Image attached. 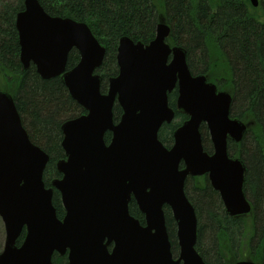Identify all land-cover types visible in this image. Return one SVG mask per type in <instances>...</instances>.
Segmentation results:
<instances>
[{"label":"water","instance_id":"obj_1","mask_svg":"<svg viewBox=\"0 0 264 264\" xmlns=\"http://www.w3.org/2000/svg\"><path fill=\"white\" fill-rule=\"evenodd\" d=\"M15 22L23 67L33 64L44 79L61 77L86 114L62 124V177L47 187L49 154L29 138L10 93L0 92V216L6 233L0 264H57L55 253L67 255V264H208L196 248L198 217L185 190L187 177L207 174L230 216L251 212L243 188L246 165L228 154V139L240 142L247 131L230 116L233 97L205 74L191 73L187 50L167 41L166 22L157 25L149 44L120 38L119 71L106 93L96 73L106 49L86 22L52 16L39 0H25ZM74 48L81 58L68 69ZM174 90L176 109L188 119L168 148L159 131L175 118L169 97ZM116 104L123 111L118 122ZM204 124L212 153L204 149ZM55 189L65 208L62 218L53 205ZM132 200L145 215L144 225L130 214ZM165 207L177 225L176 258Z\"/></svg>","mask_w":264,"mask_h":264},{"label":"trees","instance_id":"obj_2","mask_svg":"<svg viewBox=\"0 0 264 264\" xmlns=\"http://www.w3.org/2000/svg\"><path fill=\"white\" fill-rule=\"evenodd\" d=\"M259 1L254 7L250 0H39L52 16L86 22L105 47L106 56L98 69L103 92L108 91L109 79L119 71L120 38L127 36L148 44L161 22L171 27L168 42L187 50L193 74L204 73L212 82L218 71L226 74L224 80L231 85L234 98L232 116L249 124L240 143L229 141V154L241 158L247 167L243 188L252 202V212L230 216L208 177L188 178L185 190L198 215L196 248L208 264H233L245 258L264 264V0ZM24 7L25 0H0V91L13 96L29 138L49 154L44 171L49 187L61 177L57 163L66 157L62 124L86 111L73 100L61 77L44 79L33 64L23 67L15 21ZM69 55L67 67L72 69L80 55L76 49ZM175 96L176 92L170 96L174 109ZM113 111L118 122L123 111L118 104ZM187 118L176 109L173 122L161 128L160 139L166 146L172 145L174 131ZM201 131L205 149L210 152L209 131L205 125ZM111 138V133H106L107 143ZM53 196V205L62 218L65 208L58 190ZM130 204V213L144 223L145 216L135 201ZM165 214L175 254L179 252L177 225L168 207ZM25 234L23 230L18 244ZM204 239L208 248L202 245ZM53 261L67 264L68 256L55 253Z\"/></svg>","mask_w":264,"mask_h":264},{"label":"rangeland","instance_id":"obj_3","mask_svg":"<svg viewBox=\"0 0 264 264\" xmlns=\"http://www.w3.org/2000/svg\"><path fill=\"white\" fill-rule=\"evenodd\" d=\"M216 73H217V72H216ZM218 73H219V74H218ZM218 73H217V75H218L219 78H218V77H217V78L215 77V79H214L213 82H216L218 85H220L221 89H224V90H227V89H228V90H230V89H231V87H230L231 85L227 84V83H226V80H224L226 74L223 73V72H221V70L218 71ZM220 80H221V81H220ZM220 82H223V83L220 84ZM5 239H6L5 223H4V221L2 220V217L0 216V252H2L3 249H4V246H5V244H4ZM206 239H207V238H206ZM202 245H205L206 248H208V247H207L208 243L206 242L205 239L202 240ZM248 259H251V258H248Z\"/></svg>","mask_w":264,"mask_h":264},{"label":"flooded vegetation","instance_id":"obj_4","mask_svg":"<svg viewBox=\"0 0 264 264\" xmlns=\"http://www.w3.org/2000/svg\"><path fill=\"white\" fill-rule=\"evenodd\" d=\"M176 100H177V98H176Z\"/></svg>","mask_w":264,"mask_h":264}]
</instances>
